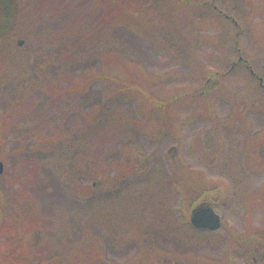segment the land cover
I'll return each instance as SVG.
<instances>
[{
  "label": "rangeland",
  "instance_id": "obj_1",
  "mask_svg": "<svg viewBox=\"0 0 264 264\" xmlns=\"http://www.w3.org/2000/svg\"><path fill=\"white\" fill-rule=\"evenodd\" d=\"M13 1L0 264H264V0Z\"/></svg>",
  "mask_w": 264,
  "mask_h": 264
},
{
  "label": "water",
  "instance_id": "obj_2",
  "mask_svg": "<svg viewBox=\"0 0 264 264\" xmlns=\"http://www.w3.org/2000/svg\"><path fill=\"white\" fill-rule=\"evenodd\" d=\"M2 171L3 165L0 162V174ZM189 223L195 229L214 231L220 227V217L211 206H200L191 211Z\"/></svg>",
  "mask_w": 264,
  "mask_h": 264
},
{
  "label": "trees",
  "instance_id": "obj_3",
  "mask_svg": "<svg viewBox=\"0 0 264 264\" xmlns=\"http://www.w3.org/2000/svg\"><path fill=\"white\" fill-rule=\"evenodd\" d=\"M17 12L13 0H0V36H4L12 30V19Z\"/></svg>",
  "mask_w": 264,
  "mask_h": 264
}]
</instances>
